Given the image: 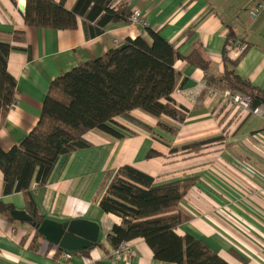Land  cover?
<instances>
[{"label":"crops","instance_id":"obj_1","mask_svg":"<svg viewBox=\"0 0 264 264\" xmlns=\"http://www.w3.org/2000/svg\"><path fill=\"white\" fill-rule=\"evenodd\" d=\"M259 1L114 0L130 13L139 10L142 22H111L95 35L94 23L81 17L74 29L26 26L19 7L25 0H0V41L14 47L7 71L16 80V101L0 117V149L18 145L36 125L56 76L116 48V41L140 36L151 42L148 29L158 31L182 55L197 48L209 62L208 73L214 76L224 72L222 55L231 31L246 46L237 60L236 73L264 89V12L256 18L250 15ZM74 3L64 0V7L70 10ZM16 30H23L21 39L14 37ZM174 68L179 77L172 98L184 108L179 112L181 123L134 110L130 115H138L143 126L133 119L120 122L123 117L115 118L126 130L121 139L90 130L85 134L89 147L61 156L43 186L31 182L43 218L96 222L100 244L90 248L88 256L80 251L57 252L58 247L44 238L33 246L30 223L10 221L0 211V264H172L154 259L141 238L127 242V251L118 257L107 242V233L119 219L103 212L98 199L107 171L124 164L152 175L158 184L194 178L195 185L179 203L188 220L178 226L177 233L200 239L229 264H264V119L225 101L214 84L207 85L202 69L181 59ZM158 120L176 132H165L157 126ZM215 136L224 139L192 157L170 152ZM2 189L0 170V201L25 210L22 192L4 195Z\"/></svg>","mask_w":264,"mask_h":264},{"label":"trees","instance_id":"obj_2","mask_svg":"<svg viewBox=\"0 0 264 264\" xmlns=\"http://www.w3.org/2000/svg\"><path fill=\"white\" fill-rule=\"evenodd\" d=\"M130 15L123 5L115 6L114 0H75L70 10L64 7V0H25L23 21L26 26L74 29L77 17H81L86 23H94L95 35H98L108 23L128 22ZM148 34L149 43L140 36L126 38L116 48L56 76L49 85L36 125L18 145L7 151L0 149L3 194L22 192L25 211L33 221L40 222L43 216L36 208L31 182L43 186L61 156L89 147L85 139L88 131L97 129L121 139L126 130L115 118L129 119L134 110L157 119L167 116L179 122L183 120V116L178 115L184 108L172 98L179 77L174 68L177 59L202 69L207 85L214 84L218 91L227 89L245 98L249 112L258 107L264 110V89L254 86L235 71L237 60L246 49L236 58L229 56L230 48L240 41L231 31L227 33L222 55L224 72L218 76L208 73L209 62L197 48L182 55L158 31L148 29ZM14 37L21 39L23 30H16ZM12 49L9 42L0 41V117L16 101V80L7 71ZM157 126L169 134L176 132L174 127L160 120ZM223 139V136H215L194 141L172 148L170 152L178 151L192 157ZM105 179L98 206L119 219L106 236L113 251L141 238L152 251L153 258L159 261L229 264L200 239L176 231L188 220L179 209V203L195 185L194 178L158 184L152 175L124 164L107 171ZM14 209L0 201V211L10 221H15L10 215ZM32 230L34 246L37 239L43 237L33 227ZM59 251L63 250L57 248ZM79 253L88 256L89 249Z\"/></svg>","mask_w":264,"mask_h":264},{"label":"water","instance_id":"obj_3","mask_svg":"<svg viewBox=\"0 0 264 264\" xmlns=\"http://www.w3.org/2000/svg\"><path fill=\"white\" fill-rule=\"evenodd\" d=\"M24 11V6H19ZM16 221L28 222L48 242L63 250L65 253L90 249L98 243L99 226L96 222L83 218L58 222L43 218L40 222L24 209H14L10 213Z\"/></svg>","mask_w":264,"mask_h":264},{"label":"built area","instance_id":"obj_4","mask_svg":"<svg viewBox=\"0 0 264 264\" xmlns=\"http://www.w3.org/2000/svg\"><path fill=\"white\" fill-rule=\"evenodd\" d=\"M115 6L123 5L121 2H118V4H114ZM262 12H264V0H260L259 3L255 5V7L250 10V15L253 18L258 17ZM142 14L139 10L135 9L131 13L129 17V22L131 23H139L142 22ZM118 45H120L122 42L116 41ZM246 49V46L243 42L237 41L234 43V45L230 48V53L233 57L239 56L244 50ZM220 96L231 104H236L241 108L248 109V102L245 98L240 96L239 94L232 93L230 90H223L220 92ZM251 113H254L264 119V110L262 107L255 108ZM123 251H127L125 244L121 246L120 250L113 251L114 256L118 257L120 256Z\"/></svg>","mask_w":264,"mask_h":264},{"label":"rangeland","instance_id":"obj_5","mask_svg":"<svg viewBox=\"0 0 264 264\" xmlns=\"http://www.w3.org/2000/svg\"><path fill=\"white\" fill-rule=\"evenodd\" d=\"M134 115V114H133ZM181 114H179L178 116H180ZM136 117H134V116H132V115H130V118L129 119H133L134 121H137V122H139V124L140 125H144L143 123H144V121L140 118V117H138V115H135ZM182 117V116H181ZM126 120H128V118L126 119V118H122V119H120L119 121L120 122H125ZM178 120H176V122H177ZM178 124L179 123H181V122H177ZM144 128H146V129H152V131L154 132V128L152 127V128H150L149 126H147V125H145L144 126Z\"/></svg>","mask_w":264,"mask_h":264}]
</instances>
